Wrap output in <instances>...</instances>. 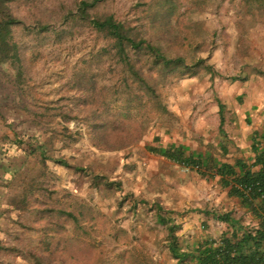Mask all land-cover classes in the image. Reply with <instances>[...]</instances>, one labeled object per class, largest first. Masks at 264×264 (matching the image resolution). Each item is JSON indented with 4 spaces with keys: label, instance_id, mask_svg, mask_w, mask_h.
<instances>
[{
    "label": "rangeland",
    "instance_id": "1",
    "mask_svg": "<svg viewBox=\"0 0 264 264\" xmlns=\"http://www.w3.org/2000/svg\"><path fill=\"white\" fill-rule=\"evenodd\" d=\"M80 1L9 2L21 22L11 37L19 60L0 64V264H185L151 216L164 163L146 145L182 127L189 138L215 131L218 101L231 108L222 90L237 77H264V0L89 5L90 17L112 15L169 56L204 59L162 74L131 49L154 87L148 95L111 38L75 15ZM124 78L139 100L124 99ZM203 189L192 208L220 210L214 184ZM24 190L26 204H12Z\"/></svg>",
    "mask_w": 264,
    "mask_h": 264
},
{
    "label": "crops",
    "instance_id": "2",
    "mask_svg": "<svg viewBox=\"0 0 264 264\" xmlns=\"http://www.w3.org/2000/svg\"><path fill=\"white\" fill-rule=\"evenodd\" d=\"M256 75L237 77L222 90L231 108L228 111L226 102L218 101L219 122L215 131H193L189 138L187 128L182 127L164 132L161 137L155 133L146 145L153 158L164 163L163 184L155 186L150 195L151 216L159 227H166V240L170 242L173 234L182 250L210 235L218 236L225 229L218 218L222 212L231 211L246 223L253 219L233 185L237 177L260 169L256 158L264 150V77ZM186 157L200 160L203 165L185 166L181 161ZM161 167L153 165L155 169ZM188 167L190 174L185 171ZM207 181L214 184L215 192L222 197L224 205L220 210L192 208L195 201L203 200Z\"/></svg>",
    "mask_w": 264,
    "mask_h": 264
},
{
    "label": "trees",
    "instance_id": "3",
    "mask_svg": "<svg viewBox=\"0 0 264 264\" xmlns=\"http://www.w3.org/2000/svg\"><path fill=\"white\" fill-rule=\"evenodd\" d=\"M10 1L12 0H0V64L19 60L17 45L11 37H13V26L21 21L11 11ZM96 1L100 0L90 2L81 0L75 15H78L80 19L89 18L94 27L104 31L111 38L115 49L114 55L124 67L128 68L134 80L143 88L142 95L154 92V87L150 85L131 58L129 54L131 49L149 55L151 64L159 68L162 74L167 71L183 73L203 64L204 59H198L189 64L182 56H169L163 53L156 44L130 33L122 21H117L112 15L90 17L87 12L88 6ZM35 27L39 28V25ZM122 82L124 99L139 100L137 98L139 92L131 89L127 78H124ZM174 159L179 160L176 157ZM256 161L260 163V169L255 173L247 172L237 177L233 185L243 204L252 213V221L246 223L241 217H235L231 211L222 212L218 218L225 224V229L218 236H208L182 252L178 251L175 236L171 234L169 248L178 260L185 261V264L188 262L187 259H189L188 264H264V150L258 153ZM181 163L185 166L203 165L202 161L193 160L190 157L182 159ZM27 197L28 191L24 190L20 198L15 199L12 204L25 205Z\"/></svg>",
    "mask_w": 264,
    "mask_h": 264
}]
</instances>
